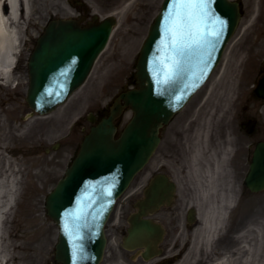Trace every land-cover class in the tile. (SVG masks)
<instances>
[{
	"label": "rangeland",
	"instance_id": "1",
	"mask_svg": "<svg viewBox=\"0 0 264 264\" xmlns=\"http://www.w3.org/2000/svg\"><path fill=\"white\" fill-rule=\"evenodd\" d=\"M234 1L241 4L243 18L239 29L227 46L219 66L221 68L174 121L181 122L189 118L188 115L191 116L193 108L198 107L203 100L204 105L197 113L199 117L193 121V127L185 135V141L188 143H184L182 147L181 159L177 160L178 163L175 159L163 160L162 156L174 148L167 133L154 159L119 201L116 217L111 220L108 229L117 223V227L125 224L123 215L129 210L126 205L129 206L140 197L149 179L159 169L173 175L179 185V197L172 207L165 209L166 216L163 223L171 229H181L185 225L182 217L184 210L189 206L207 205L203 196V190L208 187L206 165L212 164L220 155L217 151L218 157H214L207 149V141L213 136L211 133L213 128L229 124L232 116L234 118L235 114L244 113L247 107L248 116L260 119L263 127L264 106L260 107L252 93L262 77L264 52L253 59L250 58L244 67H240L242 57L238 56L239 41L244 40L247 45L250 40L245 29L249 25V15H252L257 5L254 7L252 5L250 8L248 0ZM117 2H121V8L131 4L126 8L122 20L112 11L113 3L117 6ZM162 2L163 0H34V12L23 27V39L18 53V64L16 63L13 84L17 85V89L11 92L9 88H3L0 83V111H5V106L8 111L12 110V125L6 126V137L5 140L4 138L0 140V145L7 138L8 149L12 147L14 151L13 163L21 170L19 174L21 191L16 196L6 224L14 264L18 263L17 258L20 253H15L20 244L27 246L25 252L27 264H52L59 229L46 213V198L70 165L74 157V142L82 138V128L89 125L84 115L104 111V108L122 91L135 85L140 49L161 9ZM93 15L98 16L99 19L114 16L118 27L114 29L112 39L97 60L87 82L67 105L48 118L25 119L30 110L25 102L28 87L24 84L28 81V60L35 48V40L43 33L50 20L89 18ZM107 49L109 51L106 53ZM233 64L239 67H233ZM10 92L12 101L8 98ZM129 117L130 115L124 120L123 125ZM201 126L207 133L203 131L202 134L197 131ZM57 142L61 143V148L52 149L51 147ZM197 144L202 146L204 157L202 155L196 157V165H193L191 157L195 154L193 148ZM48 148L51 151L46 153ZM235 163L238 173L234 174L233 168H231L232 172L228 169L229 176H233L234 179L231 183L233 217L230 216L232 214L230 209L224 223L226 227L233 219V223L228 228L233 229V255L237 253V256H233V262L239 264L245 259L240 248L247 245L251 247L252 252L253 250L256 252L252 264H264V192L258 194L249 192L243 185L247 168L241 158L236 159ZM229 176L223 177L224 181L220 182L219 189L225 191L229 187ZM185 190L188 193H185ZM201 222L198 220L199 227L202 226ZM186 237L183 232L171 231L167 242H176L178 251L182 252L186 246L183 244ZM201 238L197 237L196 243L199 244ZM196 262L198 260L194 263Z\"/></svg>",
	"mask_w": 264,
	"mask_h": 264
},
{
	"label": "water",
	"instance_id": "2",
	"mask_svg": "<svg viewBox=\"0 0 264 264\" xmlns=\"http://www.w3.org/2000/svg\"><path fill=\"white\" fill-rule=\"evenodd\" d=\"M173 3L164 1L141 48L139 88L115 100L110 115L85 137L80 153L47 198V213L59 227L56 258L61 264H101L107 245L105 226L117 200L157 151L161 129L210 79L242 17L237 2L207 0L197 21L200 35L193 30L185 39L187 48L178 49L169 32ZM116 24L114 17L85 28L73 19L50 21L28 64L31 82L26 101L32 112L27 118L54 112L85 83ZM256 94L264 99V78ZM127 109L133 117L117 138L115 122ZM245 185L255 193L264 190V142L257 146ZM175 192L176 185L163 175L147 188L140 213L130 219L133 229L125 248L149 250L159 242L156 238L162 240L165 230L147 217L171 205Z\"/></svg>",
	"mask_w": 264,
	"mask_h": 264
},
{
	"label": "bare ground",
	"instance_id": "3",
	"mask_svg": "<svg viewBox=\"0 0 264 264\" xmlns=\"http://www.w3.org/2000/svg\"><path fill=\"white\" fill-rule=\"evenodd\" d=\"M248 3L250 8L252 5V7L257 5V8L252 11V15H249V25L245 29L246 35H249L250 38L248 44L246 45L244 40L239 41L238 56L242 57L240 67H244L250 58L253 59L255 56L259 54L261 55L264 52V0H248ZM33 4L34 0H0V78H3L6 83L11 82L14 77L15 71L13 70V67L16 63L18 64V53L23 39V27L26 20L30 19L34 12ZM116 4L117 6L113 3L112 11L119 17L120 20H122L125 16L126 8L130 7L131 4H128L127 6L125 5L126 7L124 8H121V2H117ZM82 20L84 21L83 25H81V22L78 23L82 28H85L87 21L85 18H82ZM240 24L241 21L237 30L239 29ZM116 27H118V25ZM45 31L46 27L37 40L33 38L35 42L39 41ZM114 33L115 31L112 32L110 40L112 39ZM108 51L109 50L107 49L106 53ZM101 54L97 59H99ZM234 58L239 61L237 57ZM233 67L239 66H235V64H233ZM199 105L201 106L199 107ZM199 105L198 107L195 106L193 108L192 116L187 122L183 133L187 134V132H189V130L193 127V121L199 117V114L197 113L201 111V108L204 105L203 100ZM41 119L45 118H39L38 120ZM203 128L204 127L201 126L197 131L202 134L203 131L207 133V131ZM196 129H198V126ZM229 150L230 149H228L225 153ZM8 153L9 151L6 145L5 148H0V264H14L10 251V242L7 237L6 223L9 218L10 211L13 209L14 200L21 191L19 177L21 170L13 163L14 161ZM193 165H196V159L193 160ZM206 168L208 169V187L203 190V196L207 201V205L205 207L196 206L199 211V219L202 221V226L195 231L197 236L200 234L203 236H211V234H213L214 236L218 232H221L227 213L229 212V209L233 208V189L231 181H229V187L225 191L219 189V185L223 177L230 175L229 170L226 169L220 160L215 161L213 164H207ZM212 206H215L216 208L214 209ZM26 249V244L19 245L17 253H15H20L17 258V264H27V256L25 254ZM240 250H242V256L245 259L239 264H252L253 257L256 254L255 250L252 252L251 247H248L247 245L242 246ZM233 256H237V253ZM237 258L234 259L237 260ZM215 264H232V262L229 257H223Z\"/></svg>",
	"mask_w": 264,
	"mask_h": 264
},
{
	"label": "flooded vegetation",
	"instance_id": "4",
	"mask_svg": "<svg viewBox=\"0 0 264 264\" xmlns=\"http://www.w3.org/2000/svg\"><path fill=\"white\" fill-rule=\"evenodd\" d=\"M26 83V82H25ZM4 88V87H3ZM6 88V87H5ZM12 92V90L10 89ZM9 93V100L12 101V93ZM254 97L256 98L255 101H257L260 104V107L264 106V102L259 100L255 93ZM12 103V102H11ZM248 108V107H247ZM247 108L245 109L244 113L242 114H235V117L230 119L229 124L225 126H217L213 128L211 133H213L212 137H209L207 141V149L210 150L211 154L214 157H218L217 151L219 154L223 151L224 147H226L227 144L233 142V151L227 156V166L231 170L233 168V172L238 173L237 164L235 163L236 159L241 158L243 160V164L247 168V171L250 168V165L253 160V154L256 149V146L258 143L264 141V125L262 127L260 123V119L258 118H251L248 116ZM108 115V109L107 107L104 108V111H98L96 113H93L94 122L91 121L90 115H86V121L89 125L82 128V138L79 140H76L74 143V154L77 155L80 149V145L83 141V138L85 135H87L90 131V128L99 121L102 117ZM189 118L183 119L181 122H173L169 128H167L164 131L163 135V141L168 135H170L171 142L174 146L173 149H170V151L167 152V154L163 157V160H174L176 163H178L177 160L181 159V150L184 145V143H188L185 141V126L187 122L190 120V115H188ZM85 120V119H84ZM176 121V120H175ZM10 123V127L12 125V110L8 111L7 106H5V111H0V139L2 140L5 138L6 133V126L7 123ZM240 133V135L238 134ZM5 140V139H4ZM7 141L4 142L6 144ZM5 148V146H2ZM56 147L61 148V145H56ZM200 146L197 144L193 150L195 151V154L193 156L197 155V157H200ZM247 149V150H246ZM245 150V151H244ZM244 151V152H243ZM48 152V149H46V153ZM13 151H11V154ZM202 157H204V154L202 153ZM220 157V155H219ZM161 169H159L155 174L157 175L160 173ZM232 172V170H231ZM247 173V172H246ZM167 174V173H166ZM169 175V174H167ZM153 178V177H152ZM232 181L233 176L230 178ZM244 182V180H243ZM185 193H188L187 190H185ZM136 201L134 203L129 204V206L126 205L127 209L124 212L123 220L125 224L121 227H117V225H113L114 227H111L110 229H107L108 231V250L106 253V256L103 260V264H149L147 262L142 253H139V250H136L134 252L125 251V249L122 246L123 240L125 238V235L128 232V229H130V225L128 223L129 217L133 212H136L137 209L135 208ZM130 209H133L134 211H130ZM191 206H189L186 210L182 212V217L185 221V225L181 227V229H171V227L167 228L168 236L166 238L165 243L167 245L165 246V243L163 245V256L153 262L152 264H192L195 261L198 260V262L194 264H213L214 261L221 258L222 256L226 255L229 257L230 261L233 264V229H222L221 232H218L214 238L210 240L209 243L205 242V239L203 240V237L200 239L199 244H195V231L199 227L198 222L195 225H191L189 221V216L191 214ZM163 218L166 215L165 210L162 211L160 214ZM233 217V208H232V214ZM233 223V219L231 220V224ZM183 232L187 235L185 242H183L185 246L184 250L182 252H179V247L177 246L176 242H167L170 236V232ZM204 244V245H203ZM52 264H60L56 258L54 257L52 260Z\"/></svg>",
	"mask_w": 264,
	"mask_h": 264
},
{
	"label": "snow or ice",
	"instance_id": "5",
	"mask_svg": "<svg viewBox=\"0 0 264 264\" xmlns=\"http://www.w3.org/2000/svg\"><path fill=\"white\" fill-rule=\"evenodd\" d=\"M207 8V0H174L169 12V32L173 37V46L178 49H186V37H191L193 30L200 35L197 21Z\"/></svg>",
	"mask_w": 264,
	"mask_h": 264
}]
</instances>
